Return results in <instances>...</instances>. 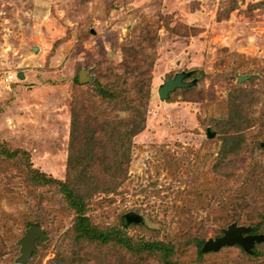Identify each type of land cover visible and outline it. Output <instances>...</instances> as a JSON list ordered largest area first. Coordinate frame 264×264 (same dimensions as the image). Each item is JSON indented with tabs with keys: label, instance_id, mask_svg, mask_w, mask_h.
<instances>
[{
	"label": "rangeland",
	"instance_id": "obj_1",
	"mask_svg": "<svg viewBox=\"0 0 264 264\" xmlns=\"http://www.w3.org/2000/svg\"><path fill=\"white\" fill-rule=\"evenodd\" d=\"M139 33L144 41L137 55ZM112 66L122 75L129 67L135 78L148 77L150 97L125 179L92 198L91 220L99 226L119 225L123 216L127 225L138 221L126 232L171 243L179 264H264L262 245L256 256L236 246L198 255L196 247L198 238H214L226 226L219 199L254 162L264 180V0H0V141L26 151L38 171L64 179L74 96L90 114L92 106L108 110L76 82L79 71L100 79ZM177 72L187 73L190 88L160 99L158 86ZM8 74L15 79L6 81ZM239 75L249 76L238 81ZM232 90L244 104L252 143L224 179L213 169L221 144L213 123L226 118ZM15 162L0 159L1 174L13 182L25 174ZM1 188L0 264H24L17 240L33 214L42 215L48 238L26 264L69 262L74 212L56 188L24 187L22 197ZM246 215L236 222L247 225ZM73 257V264H129L110 246L85 247ZM141 260L159 264L156 255Z\"/></svg>",
	"mask_w": 264,
	"mask_h": 264
},
{
	"label": "trees",
	"instance_id": "obj_2",
	"mask_svg": "<svg viewBox=\"0 0 264 264\" xmlns=\"http://www.w3.org/2000/svg\"><path fill=\"white\" fill-rule=\"evenodd\" d=\"M137 32L140 31L137 30ZM137 39L138 41L133 47L136 49H133L132 52L140 55V46H142L140 41L143 42L144 39L140 38V33ZM114 69L112 66L109 67L108 74L100 73V79H97L93 73L86 76L84 82H80L79 77L76 79L77 83L89 86L91 96L94 97L90 100H97L104 104L108 110L105 113L92 106L93 114H90L84 103L76 95L74 96L70 112V143L64 179H57L38 171L32 167L26 151L10 149L0 141V159L17 160L15 163H19V169L21 168L25 173L23 178L13 182L7 175L3 176L1 174L3 170H0V176L6 179L0 177V185L3 187L1 189L5 190L8 186L9 192L13 191L16 197H22L24 187L56 188L63 204L74 212L70 228L71 236L69 237L70 258L69 262L64 264H73V255L92 245L115 247L121 252L122 261L129 264H140L143 256L149 254L156 255L159 264H179L173 258L174 249L171 243L134 238L126 232V227L138 221H131L127 225L121 218L119 225L99 226L91 220L87 213L95 195L114 191V187L125 179L133 138L146 125L147 104L150 97L148 77L147 81L141 77L135 78L133 70H130L129 67L123 75ZM99 71L104 72L100 69ZM189 88L190 86L180 89ZM236 91L232 90L229 93L226 118L216 119L213 123L221 136V144L215 157L213 169L224 179L232 176L243 147L248 142L252 143L247 140L246 129L249 124H244L246 111L243 110L242 100L235 95ZM123 111H126L127 115L119 116V112ZM103 115H105L104 118H102ZM261 120L264 122L263 118ZM260 147L258 141H255V149ZM260 166L254 162L250 166L248 176L237 188L226 191L224 197L219 199V207L216 210L226 226L221 227V232L217 236H220L223 229L231 223L243 226L246 229L244 234H264V210L260 209L264 203V180L261 178ZM227 183L228 181L225 180L224 185ZM41 203L43 204V201ZM242 215L247 216L246 219L249 220L247 225L236 222L242 218ZM41 216V214H33L29 218L27 217L24 220L25 228L31 225L40 226L47 235V231L41 226L43 223ZM255 216L257 218H254ZM206 240L203 238L196 240L198 255L216 252L226 246H236L246 255L256 256L259 254L258 247L264 246V240H254L248 250L238 243H232L222 245L217 250L202 251L201 247ZM41 241L43 240H35L36 247Z\"/></svg>",
	"mask_w": 264,
	"mask_h": 264
},
{
	"label": "water",
	"instance_id": "obj_3",
	"mask_svg": "<svg viewBox=\"0 0 264 264\" xmlns=\"http://www.w3.org/2000/svg\"><path fill=\"white\" fill-rule=\"evenodd\" d=\"M186 72H177L171 78H167L157 88V94L160 99L168 97V94L176 88H182L190 86L193 81H185ZM249 75H239L238 81L248 77ZM18 77L23 78L22 72H18ZM79 81L83 82L86 79L85 72L79 71ZM123 221L126 223V217L123 216ZM245 228L238 226L236 223L229 224L220 236L214 238H208L202 245V251L217 250L219 247L225 244L238 243L245 250H248L254 240H264V234H244ZM48 236L43 232L40 226L31 225L27 227L24 233L18 238L17 244L20 246V255L17 258L18 261L26 264L31 253L35 250V240L42 239L47 240Z\"/></svg>",
	"mask_w": 264,
	"mask_h": 264
},
{
	"label": "built area",
	"instance_id": "obj_4",
	"mask_svg": "<svg viewBox=\"0 0 264 264\" xmlns=\"http://www.w3.org/2000/svg\"><path fill=\"white\" fill-rule=\"evenodd\" d=\"M15 77H16L15 74H8L5 79H6V81H11V80H14Z\"/></svg>",
	"mask_w": 264,
	"mask_h": 264
}]
</instances>
